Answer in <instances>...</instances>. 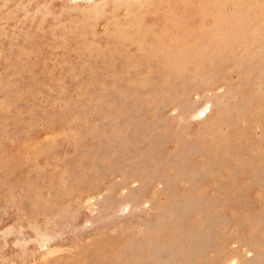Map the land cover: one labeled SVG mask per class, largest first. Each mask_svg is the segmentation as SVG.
<instances>
[{
	"label": "rangeland",
	"instance_id": "rangeland-1",
	"mask_svg": "<svg viewBox=\"0 0 264 264\" xmlns=\"http://www.w3.org/2000/svg\"><path fill=\"white\" fill-rule=\"evenodd\" d=\"M0 264H264V0H0Z\"/></svg>",
	"mask_w": 264,
	"mask_h": 264
},
{
	"label": "bare ground",
	"instance_id": "bare-ground-1",
	"mask_svg": "<svg viewBox=\"0 0 264 264\" xmlns=\"http://www.w3.org/2000/svg\"><path fill=\"white\" fill-rule=\"evenodd\" d=\"M5 3V2H4ZM7 3V2H6ZM4 5V4H3ZM27 14V13H25ZM140 18V17H139ZM2 25V24H1ZM75 27V26H74ZM70 31V30H69ZM81 32V31H80ZM81 35V34H80ZM121 36V35H120ZM86 46V45H85ZM95 57V56H94ZM13 105V104H12ZM209 111V107H206L204 109L201 110L202 116H206L207 112Z\"/></svg>",
	"mask_w": 264,
	"mask_h": 264
}]
</instances>
